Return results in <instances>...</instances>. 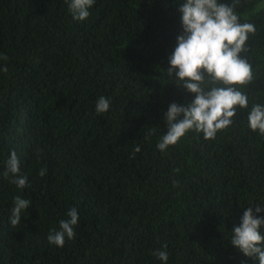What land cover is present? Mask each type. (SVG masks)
I'll use <instances>...</instances> for the list:
<instances>
[{
	"label": "trees",
	"instance_id": "obj_1",
	"mask_svg": "<svg viewBox=\"0 0 264 264\" xmlns=\"http://www.w3.org/2000/svg\"><path fill=\"white\" fill-rule=\"evenodd\" d=\"M184 2L96 0L75 21L64 0H0V264H162L151 252L165 244L167 264H258L230 243L243 212L264 205V136L248 110L215 140L189 132L156 148L169 105L194 99L166 73ZM237 11L256 27L250 109L264 104V0ZM100 96L111 105L98 115ZM13 150L22 192L2 175ZM15 195L32 205L13 228ZM71 207L75 239L50 245Z\"/></svg>",
	"mask_w": 264,
	"mask_h": 264
},
{
	"label": "clouds",
	"instance_id": "obj_2",
	"mask_svg": "<svg viewBox=\"0 0 264 264\" xmlns=\"http://www.w3.org/2000/svg\"><path fill=\"white\" fill-rule=\"evenodd\" d=\"M75 21H85L91 15L90 9L96 0H64ZM241 0H185L179 7L182 34L176 38V46L169 56L167 76L175 80L193 94L194 99L187 105L171 103L164 113L167 133L161 135L156 148L165 153L175 146L189 132L202 133L205 140H215L217 134L227 130L237 116L238 109L248 110L247 126L260 136H264V104L253 103L249 109V98L245 89L254 80L252 64L248 59V40L256 32L254 24L246 22L237 11ZM243 21V22H242ZM7 55L0 54V61H7ZM0 71L7 73L5 65ZM111 99L100 96L95 103L98 115L110 110ZM137 146L133 151L138 153ZM179 172L180 169H174ZM46 168L39 170L45 176ZM3 177L22 192L28 187V177L20 167V160L13 150L2 173ZM174 185L178 184L175 179ZM32 205L30 199L15 195L10 209V226L21 225V217ZM252 205V204H249ZM264 205L248 207L240 218L239 226H234L230 243L245 257L264 264ZM57 227L49 229L47 241L50 245L63 248L66 240L76 237L79 224L77 207H71ZM164 249V250H161ZM151 252L162 264H167V245Z\"/></svg>",
	"mask_w": 264,
	"mask_h": 264
}]
</instances>
